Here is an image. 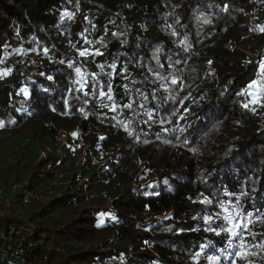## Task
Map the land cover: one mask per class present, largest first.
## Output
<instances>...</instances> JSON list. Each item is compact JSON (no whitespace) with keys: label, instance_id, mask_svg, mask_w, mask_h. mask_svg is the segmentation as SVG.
<instances>
[{"label":"trees","instance_id":"1","mask_svg":"<svg viewBox=\"0 0 264 264\" xmlns=\"http://www.w3.org/2000/svg\"><path fill=\"white\" fill-rule=\"evenodd\" d=\"M263 73L264 0H0V264H264Z\"/></svg>","mask_w":264,"mask_h":264},{"label":"snow or ice","instance_id":"2","mask_svg":"<svg viewBox=\"0 0 264 264\" xmlns=\"http://www.w3.org/2000/svg\"><path fill=\"white\" fill-rule=\"evenodd\" d=\"M45 51L47 52V50H45ZM96 54L99 55V54H101V53L97 52ZM81 55L83 56L84 53L81 52ZM61 63H64V62L61 61ZM209 63H211V61H210ZM69 66L71 67V65H69ZM112 67L115 68L116 65L113 64ZM75 71H76L77 74H79V73H80V68H76ZM49 79H51V77H49ZM252 83L254 84L255 81H253ZM23 91L25 92V95L27 96V90L25 89V90H23ZM252 103H257V100H253ZM243 106H244L245 108H247V107H248V104H244ZM173 114H175V113H173ZM74 135H75V134H74ZM246 194H247V193H243V195H246ZM205 201H206L207 203L211 204V201L208 200L207 197H205ZM248 215H251V213H249ZM225 219H228V217H225ZM203 220H204V222H205L206 224H209V227H208V229H206V230H208V231H216L215 228H212V227H211V224H210V222L212 221V217H211V216H209V215H205V216L203 217ZM237 227H238V226H237ZM224 230H225V231H230V230H228V229H224ZM216 234H217V235H220V232H219V231H216ZM230 234H231L232 236H235V235H236V232H231ZM247 255H248V253H247L245 250H243V249L240 250V251H237V252L235 253L236 258L245 257V256H247ZM208 259L211 260V261H213V262H215V261L217 260V257H214V256H213V257H208Z\"/></svg>","mask_w":264,"mask_h":264},{"label":"built area","instance_id":"3","mask_svg":"<svg viewBox=\"0 0 264 264\" xmlns=\"http://www.w3.org/2000/svg\"><path fill=\"white\" fill-rule=\"evenodd\" d=\"M37 195L33 194V193H28V194H25L24 197H23V202L25 204H28L32 198L36 197ZM9 198H4L2 201H1V205H8L9 204Z\"/></svg>","mask_w":264,"mask_h":264},{"label":"rangeland","instance_id":"4","mask_svg":"<svg viewBox=\"0 0 264 264\" xmlns=\"http://www.w3.org/2000/svg\"><path fill=\"white\" fill-rule=\"evenodd\" d=\"M34 48V47H33ZM82 51H80V53H81ZM263 85H264V73H263V76L258 80V89H259V93L260 94H263L264 93V87H263ZM62 140H64V137L62 138ZM85 148H87V146H85ZM78 178H79V181H78V183H80V177L79 176H77ZM14 187H16V185H14ZM42 199V198H41Z\"/></svg>","mask_w":264,"mask_h":264}]
</instances>
